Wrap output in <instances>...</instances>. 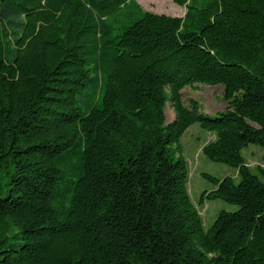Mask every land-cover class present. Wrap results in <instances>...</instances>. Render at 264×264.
Masks as SVG:
<instances>
[{
    "label": "trees",
    "instance_id": "obj_1",
    "mask_svg": "<svg viewBox=\"0 0 264 264\" xmlns=\"http://www.w3.org/2000/svg\"><path fill=\"white\" fill-rule=\"evenodd\" d=\"M0 0V264H264V0ZM220 85L205 115L184 89ZM174 110L168 121L167 108ZM199 123L205 229L181 139Z\"/></svg>",
    "mask_w": 264,
    "mask_h": 264
},
{
    "label": "rangeland",
    "instance_id": "obj_2",
    "mask_svg": "<svg viewBox=\"0 0 264 264\" xmlns=\"http://www.w3.org/2000/svg\"><path fill=\"white\" fill-rule=\"evenodd\" d=\"M145 10L158 14L171 16H184L186 7L177 4L176 0H138ZM186 100L196 98L200 102L201 111L208 116L215 117L218 112L226 107L222 99L223 87L220 85L196 84L194 87L184 89ZM168 121L174 119V110L167 108ZM215 138V134L201 127L199 123L191 125L184 133L181 144L184 155L189 162V192L200 211L205 229L208 230L215 222L222 211H237L239 206L229 203L220 198L205 197L202 195L206 191L215 189V184L204 174H210L217 178L230 176L236 182L240 181L238 171L235 167L210 160L203 152V147ZM243 155L252 171L258 173V166L264 167V147L259 144H251L244 149Z\"/></svg>",
    "mask_w": 264,
    "mask_h": 264
}]
</instances>
